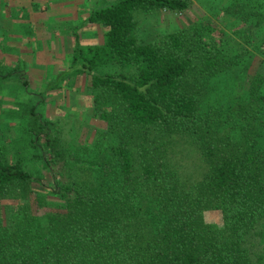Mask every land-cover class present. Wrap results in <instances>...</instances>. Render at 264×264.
<instances>
[{
	"label": "trees",
	"instance_id": "trees-1",
	"mask_svg": "<svg viewBox=\"0 0 264 264\" xmlns=\"http://www.w3.org/2000/svg\"><path fill=\"white\" fill-rule=\"evenodd\" d=\"M195 5L139 35L134 11ZM86 20L101 38L75 40L63 76L83 83L90 120L64 135L31 99L17 124L29 153L0 148V264H264V0H111ZM184 140L196 178L169 156Z\"/></svg>",
	"mask_w": 264,
	"mask_h": 264
},
{
	"label": "rangeland",
	"instance_id": "rangeland-1",
	"mask_svg": "<svg viewBox=\"0 0 264 264\" xmlns=\"http://www.w3.org/2000/svg\"><path fill=\"white\" fill-rule=\"evenodd\" d=\"M93 2V0H85L80 3H74V0H13L12 4H15L17 8L22 5V9L19 12L20 16H17L13 21L15 22L13 29L19 30V34L22 35V39L24 42H21L18 38L15 40L17 41L20 46H22L21 54H18L17 59L19 61V65L16 67V57L13 55L15 51H13L12 56L10 59L12 60V64L10 65V69L8 73H4V76H0V83L6 82L5 84H0V148L7 150L9 153L12 152H23V154H28L29 152L26 149V146L23 144L18 143L17 136L19 135L17 130L18 122H21L22 119L18 118V115L23 112V108L26 106L23 103H26L28 100H34L36 103V108L38 110H43L44 116L49 117L53 121H60L64 122L62 125V132L66 135L68 132L71 133L70 130H66L67 124L70 125L74 122L73 126L76 127L79 123L84 121H89L90 117L88 116L89 106H87V94L85 93L83 86H79L78 88L70 87H63L61 92L59 93H47V91H40L42 93L41 98H44L46 102H43V99H39V97H35L32 94L22 93L21 91L15 90L17 86L14 84L18 81H14V77L18 74V70L20 66L29 65L27 63H22L25 61V58L30 59L34 58L36 62L30 63V66L33 68H24V78L28 81V77L31 74H37L38 71L40 72L41 66H46L48 59L51 62H54L55 59L59 56L57 53L59 50H43L41 51L38 49L41 45L34 46L39 44V42L32 43V39L26 37L28 34L30 36H36L38 39L46 38L50 39V41H57L59 42L61 39V33L59 36L54 35V30H60L61 27H68L74 26L78 30V35L74 37L75 39H79L82 41L80 30L83 27V11L87 8L97 7L102 2H94L92 5L88 4ZM109 2L111 0H105ZM26 7H25V6ZM62 5V6H61ZM77 6L80 14L82 16L73 17L71 13L67 15H61V10H73ZM25 7V8H23ZM69 10V11H70ZM197 11H203L202 7L199 5H195L190 10H183V11H176V12H169L165 9H155L150 12H142L139 10L134 11V16L137 20L138 26V33L145 39L154 38L157 34L164 33L168 30L175 29L180 25L184 24L187 21L192 20L195 13ZM36 14L38 16H36ZM42 19V20H41ZM60 25V26H59ZM233 26H235L233 24ZM12 31V29H9ZM228 35V31H227ZM9 40V39H8ZM78 41V40H77ZM14 42V40H13ZM15 43V42H14ZM7 43H4L3 47L6 48ZM30 46V53L26 54L29 51L24 52V47ZM18 46L17 44L9 45V49L5 51L4 48L0 47V56L6 53H12V48L16 49ZM240 46L237 48V51H240ZM55 51V52H54ZM25 55V57H24ZM248 58V57H247ZM44 60V61H43ZM22 63V64H21ZM40 64V65H39ZM40 68V69H39ZM23 70V68H21ZM4 71V70H1ZM0 73H3L1 72ZM51 83L56 84L59 83L58 78H49ZM80 81V80H79ZM248 78L245 77L244 80H236L238 87L245 86L247 84ZM9 83L10 85L8 86ZM80 83V82H79ZM13 84V85H12ZM83 84V83H82ZM16 87V88H15ZM30 87H33L30 84ZM69 89V90H68ZM9 91V94H3ZM83 95H82V94ZM37 94V93H36ZM39 95V93H38ZM18 99V100H17ZM41 110V111H42ZM96 124L97 121H94ZM101 125V124H100ZM94 130V129H92ZM69 136V135H68ZM28 156V155H26ZM169 156L173 160H178V162L184 167L183 169L186 170V173L190 178H196L199 175L200 170V158L198 153L192 147V145L188 144L187 141H182L181 147H177L176 150L170 152ZM30 159V158H29ZM35 160V161H34ZM30 159V164H36L37 172L40 173L44 172L43 167L40 165V162L36 159ZM28 163V164H29ZM29 167V166H28ZM203 222L207 223L208 226H211L213 231H219V220L216 214L215 209L209 207L203 213ZM257 247L260 249L261 252L264 251V236L260 240L257 238Z\"/></svg>",
	"mask_w": 264,
	"mask_h": 264
},
{
	"label": "crops",
	"instance_id": "crops-1",
	"mask_svg": "<svg viewBox=\"0 0 264 264\" xmlns=\"http://www.w3.org/2000/svg\"><path fill=\"white\" fill-rule=\"evenodd\" d=\"M13 0H0V47L4 48L3 45L4 43H7L6 45V50L9 49V45L10 44H17V48L13 49L12 48V53H6L4 55L0 56V67L3 69H10V65L12 64V60L10 59V57L13 54V51H15V54L13 55L14 57H16V67L17 65H19V61L17 59V55L21 54V50L23 49L22 46H20V44L17 43V41H15L17 38L21 41L24 42V39H22V35L23 34H19L18 36V31L19 30H14V24L15 22L13 21L15 18L17 19V16L19 15L18 10L20 11L22 9V5L19 6L17 8V6H15V4H12ZM85 0H74V3H80L83 2ZM106 2L105 0H93V2L90 1V5H92L94 2ZM25 6V5H24ZM62 6V5H61ZM26 7V6H25ZM23 7V8H25ZM79 8V7H78ZM77 6L75 9L73 10H61V15L63 14L64 16L71 13V15L73 17H78V16H82L84 17L83 19V27L80 30V34H81V39L82 41H79V39H75L76 42L81 45V46H85L87 44H92L95 43L96 41H98L101 38V30L99 28V26H97L95 23H91L88 22L86 20V16L89 12V10H91V8H87L85 10H82L83 13L82 15L80 14L79 10H78ZM93 8V7H92ZM70 10V11H69ZM36 16H38L36 14ZM15 17V18H14ZM42 20V19H41ZM60 26V25H59ZM75 26V25H74ZM74 26H68V27H61L60 26V30H54V35L59 36L61 33V36L59 39L60 41H50V39H46V38H42L41 40L38 39L36 36H30L28 34V36L26 35V37L31 38L32 39V43L34 42H39V44H36L34 46H39L38 49H40L41 51L43 50H59L57 53V55H59L54 62H51L49 59L47 61H44V63H47L46 66H41L39 69L41 70L40 72L38 71L37 74H30L28 77V81H27V89H24L25 87L22 85L21 83V79H17L16 77H14V81H18L17 83H15L14 85L17 86V89H14V92L11 93H15V90L17 91H21L22 93H30L32 95L35 96V93L37 92H44L45 90V86L48 82H51V80H49V78H58L59 79V83L61 84V87L59 86L58 88H54V89H46L45 91H47V93H59L61 92L60 90H62L63 87H68L70 89V87L73 88H78L79 86L82 85V82H80L79 80L77 81L75 77V80L72 79L71 74H69L67 77H65L64 80V76H63V71L67 68L68 63H69V58H70V54L72 52V48L74 46L75 40L74 37H76L78 35V30L77 28H75ZM9 29H12L9 30ZM9 39V40H8ZM14 40V42H13ZM78 40V41H77ZM30 50V46L29 47H24V52L29 51ZM30 53L27 52L26 54ZM25 57V55H24ZM34 63L36 62V60L34 58H32V56L30 57V59L25 58V61L22 63H27L29 65H26L23 67L20 66L19 69L23 68V72L25 71L26 68H33L32 66H30V63ZM21 63V64H22ZM40 65V64H39ZM25 68V69H24ZM25 75V74H24ZM74 81V82H73ZM80 82V83H79ZM6 82H1L0 84H5ZM8 86L10 85L9 83H7ZM30 84H32L33 87H30ZM13 85V84H12ZM16 88V87H15ZM68 89V90H69ZM3 94H9V91ZM82 94V93H81ZM83 95V94H82ZM18 100V99H17Z\"/></svg>",
	"mask_w": 264,
	"mask_h": 264
}]
</instances>
